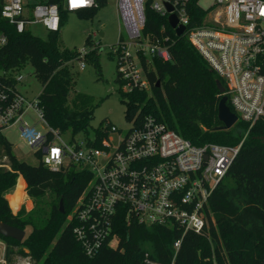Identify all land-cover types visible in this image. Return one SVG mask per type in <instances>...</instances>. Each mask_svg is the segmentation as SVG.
Instances as JSON below:
<instances>
[{
	"label": "built area",
	"instance_id": "1",
	"mask_svg": "<svg viewBox=\"0 0 264 264\" xmlns=\"http://www.w3.org/2000/svg\"><path fill=\"white\" fill-rule=\"evenodd\" d=\"M201 1L116 0L124 31V37L120 35L112 47L117 56V74L123 92L149 90L141 59L151 67L154 57L169 61L170 54L167 45L143 33L146 10L166 19L173 14L176 26L184 27L181 35L221 79L224 92L219 93L220 97H227L236 122L247 127L236 145H194L151 115L142 116L139 122L133 118L130 128L115 144L108 139L109 133L118 131L112 124L101 127L104 136L98 147L92 144L94 136L65 142L46 122L37 96L29 99L18 90L17 84L23 79L20 72L12 76L0 73V135L4 137L5 129L17 125L20 138L44 166L57 170L74 163L91 175L67 216L75 239L88 256L102 245L117 247L119 222H136L181 232L173 242L170 264H174L184 233H199L214 222L209 198L227 174L250 128L264 121V0H212L208 5ZM0 2L1 16L18 33L34 22L48 31L60 28L58 3L42 0L28 8L23 0ZM94 2L73 7V0H62V6L74 12L91 8ZM6 40L0 32V47ZM79 67H84V60L79 61ZM29 111L46 127L45 131L26 120ZM0 168L10 170L4 159ZM0 245V264H7L1 239ZM144 263L160 264L148 252ZM13 264L30 261L28 257H17Z\"/></svg>",
	"mask_w": 264,
	"mask_h": 264
},
{
	"label": "trees",
	"instance_id": "2",
	"mask_svg": "<svg viewBox=\"0 0 264 264\" xmlns=\"http://www.w3.org/2000/svg\"><path fill=\"white\" fill-rule=\"evenodd\" d=\"M46 1L59 4L61 25L67 15L62 0ZM106 2L95 0L93 7L76 12L92 16ZM0 32L7 38L0 47V73L12 76L30 63L41 85L38 107L46 122L60 134L69 132L71 136H88L92 130V144L98 147L104 136L101 127L110 123L103 119L99 127L90 125L97 103L91 96L74 91L71 70L74 62L86 60L100 73L98 48L80 55L75 49L60 46L59 30L49 31L46 39L27 30L18 33L1 14ZM143 33L167 45L170 60L154 57L150 67L141 59L150 88L121 93L125 118L139 122L142 116L151 115L194 145H236L247 128L243 122L237 121L228 129H213L221 125L217 119L220 94L215 83L216 79L221 81L219 76L185 36L173 33L165 16L149 8ZM115 80L121 84L118 74ZM227 105L232 110L228 100ZM262 136L264 121L259 120L250 128L227 174L209 198L214 222L210 221L199 233H184L174 264H264V144L259 139ZM3 159L10 170L0 168V220L24 231L29 229L20 241L0 235L7 264H13L17 257H28L30 264H145L146 252L160 264H170L173 242L181 232L136 222H119L117 247L102 245L95 254L86 255L67 216L91 177L89 171L74 163L57 170L41 162L30 165L16 158L11 144L0 135V161ZM19 175L26 183V195L33 207L25 211L19 206V213L13 214L4 194Z\"/></svg>",
	"mask_w": 264,
	"mask_h": 264
},
{
	"label": "rangeland",
	"instance_id": "3",
	"mask_svg": "<svg viewBox=\"0 0 264 264\" xmlns=\"http://www.w3.org/2000/svg\"><path fill=\"white\" fill-rule=\"evenodd\" d=\"M29 8L32 4L41 0H23ZM212 0H202L203 5H208ZM26 30L32 35L46 39L48 30L38 22L26 26ZM124 37L123 27L118 15L116 0H107L106 4L95 10L92 16H83L74 12H67L65 20L59 28V44L63 48L75 49L82 55L81 51L87 53L98 48L100 73L94 66L84 60V67H79V62H74L72 73L74 75V91L91 96L97 105L94 108L90 125L99 127L103 119L117 128V132L109 133L108 139L115 144L120 135L126 133L130 128L131 120L125 118V104L121 101L122 86L116 82L117 56L112 53V47L118 42L119 36ZM89 42V43H87ZM84 53V54H85ZM83 54V55H84ZM23 79L17 84L18 90L27 98L36 97L41 91L40 83L33 75V68L30 63H25L19 70ZM28 122L34 124L40 131H45L32 111L25 116ZM4 137L11 144L12 151L16 158L25 161L30 165H37L39 159L33 155L31 148L20 138L18 126L7 128L3 131ZM65 142H80L92 138V130L88 136L78 133L71 136L69 132L61 134ZM20 176V175H19ZM17 176L14 186L8 190L4 197L13 214L17 212L19 206H23L25 211L33 207V202L23 192L26 183ZM231 184V182H229ZM26 193V191H25ZM21 211V210H20ZM29 229H26V234ZM25 234V235H26ZM148 249V245L145 246ZM26 251V249H24ZM2 256V246L0 245V258Z\"/></svg>",
	"mask_w": 264,
	"mask_h": 264
},
{
	"label": "water",
	"instance_id": "4",
	"mask_svg": "<svg viewBox=\"0 0 264 264\" xmlns=\"http://www.w3.org/2000/svg\"><path fill=\"white\" fill-rule=\"evenodd\" d=\"M168 9H170L168 7ZM168 24L171 28L175 30V34L180 36L184 30L183 26H176V18L173 14L168 15L167 17ZM217 90L219 93L224 92V87L219 79L215 80ZM217 119L221 122V125L214 127V130H221V129H228L234 125L236 122V115L230 110L229 106L227 105V97L222 95L217 104ZM261 142L264 144V136L259 138ZM59 208L60 211L63 212L62 201H59ZM0 235L3 237H9L15 239L17 241L22 240L25 235V231L13 226L9 225L0 220Z\"/></svg>",
	"mask_w": 264,
	"mask_h": 264
},
{
	"label": "snow or ice",
	"instance_id": "5",
	"mask_svg": "<svg viewBox=\"0 0 264 264\" xmlns=\"http://www.w3.org/2000/svg\"><path fill=\"white\" fill-rule=\"evenodd\" d=\"M78 3H83V0H73V7L78 6Z\"/></svg>",
	"mask_w": 264,
	"mask_h": 264
},
{
	"label": "clouds",
	"instance_id": "6",
	"mask_svg": "<svg viewBox=\"0 0 264 264\" xmlns=\"http://www.w3.org/2000/svg\"><path fill=\"white\" fill-rule=\"evenodd\" d=\"M90 3H91V0H83V3L82 4L87 5V4H90Z\"/></svg>",
	"mask_w": 264,
	"mask_h": 264
},
{
	"label": "crops",
	"instance_id": "7",
	"mask_svg": "<svg viewBox=\"0 0 264 264\" xmlns=\"http://www.w3.org/2000/svg\"><path fill=\"white\" fill-rule=\"evenodd\" d=\"M42 1V0H41ZM19 177H21V175L19 176ZM22 178V177H21ZM23 179V178H22ZM26 194V193H25ZM27 196V195H26ZM27 199H29V197L27 196Z\"/></svg>",
	"mask_w": 264,
	"mask_h": 264
},
{
	"label": "bare ground",
	"instance_id": "8",
	"mask_svg": "<svg viewBox=\"0 0 264 264\" xmlns=\"http://www.w3.org/2000/svg\"><path fill=\"white\" fill-rule=\"evenodd\" d=\"M23 193L25 194V191Z\"/></svg>",
	"mask_w": 264,
	"mask_h": 264
}]
</instances>
